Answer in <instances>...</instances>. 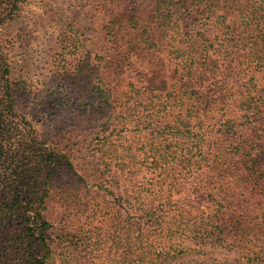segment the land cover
I'll return each instance as SVG.
<instances>
[{"label":"trees","instance_id":"16d2710c","mask_svg":"<svg viewBox=\"0 0 264 264\" xmlns=\"http://www.w3.org/2000/svg\"><path fill=\"white\" fill-rule=\"evenodd\" d=\"M133 1L84 0L77 52L98 46L54 64L78 88L105 72L106 111L73 141L19 112L5 37L25 0H0V264H264V0H153L144 22ZM132 58L150 64L146 96L173 67L175 100L116 95Z\"/></svg>","mask_w":264,"mask_h":264},{"label":"rangeland","instance_id":"374dc122","mask_svg":"<svg viewBox=\"0 0 264 264\" xmlns=\"http://www.w3.org/2000/svg\"><path fill=\"white\" fill-rule=\"evenodd\" d=\"M152 1H133L137 7L138 20L144 22L149 19ZM128 5L131 4L126 0L123 8ZM84 6V0H25L14 20L7 26L5 41L10 53L14 78L22 83L24 90V97L18 105V110L50 140L61 134L71 137L73 141L84 140L95 130V127L96 130L98 128L97 111H106L105 105L96 104L100 97L94 88L96 79L97 83H100L98 79L103 78L104 68L97 70L92 85L83 83L79 88L77 82L55 81L52 75L53 70L58 67L54 64L61 62L63 56L70 64L76 65L82 60H88L87 48H92L94 45L95 49L98 46L95 45L97 42H93L92 37L87 36L83 39L85 47L80 46L86 51L77 52L78 37H75L78 36L79 30L89 26V23L92 24V19L88 17ZM61 34L64 35L63 38H59L56 42ZM64 38H71L72 41ZM144 56L146 55L143 53L140 57ZM172 68L169 66L168 72H171ZM150 71V64L132 58L114 92L123 101L125 98H134L143 109L166 100L174 101L175 97L171 93L179 89L174 88L176 81L169 79L170 74L167 71L157 73L153 79L156 86L165 88L152 95L144 94L145 85L150 79L148 78ZM140 79L142 82H139ZM140 83H145L142 88ZM79 149L77 157H83L85 155L83 144ZM58 206L54 205L50 211L53 219L63 217L62 210ZM201 209L210 212L206 204ZM91 260L90 264H106L104 258Z\"/></svg>","mask_w":264,"mask_h":264}]
</instances>
